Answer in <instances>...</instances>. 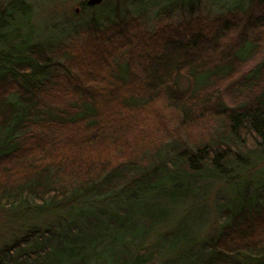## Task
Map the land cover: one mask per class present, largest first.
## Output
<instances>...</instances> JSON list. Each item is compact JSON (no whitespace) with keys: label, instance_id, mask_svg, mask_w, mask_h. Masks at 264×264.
Segmentation results:
<instances>
[{"label":"trees","instance_id":"obj_1","mask_svg":"<svg viewBox=\"0 0 264 264\" xmlns=\"http://www.w3.org/2000/svg\"><path fill=\"white\" fill-rule=\"evenodd\" d=\"M18 9L0 3V208L23 221L0 264H264V180L204 237L184 205L264 159V0L155 30L95 14L51 48L3 43Z\"/></svg>","mask_w":264,"mask_h":264},{"label":"rangeland","instance_id":"obj_2","mask_svg":"<svg viewBox=\"0 0 264 264\" xmlns=\"http://www.w3.org/2000/svg\"><path fill=\"white\" fill-rule=\"evenodd\" d=\"M9 1L11 0H0V3L5 4ZM27 1L32 6L31 14L26 10L18 9L11 12L10 17L5 19L6 24L3 30L5 45L10 42L17 45V40L22 39L25 34H28L27 37L30 36L32 41H39L47 47L51 46V43L67 42L78 30L84 28L95 14L104 24L118 17L133 14L146 21L149 29L155 30L161 19L159 15L167 17L168 20L179 19L188 12V8L191 9L192 4L195 11L200 10L208 15L230 8H246L249 4V0H103L100 4L90 7L84 4L87 0ZM177 86L180 89L186 88L188 80L179 76ZM170 150L169 146L162 152ZM260 156H262L261 153L259 156L256 155L257 158L245 160L241 165L247 166L246 169L240 166L226 167L223 173L226 174L227 179L208 177L197 184V192L190 198H185L184 204H189L195 197L201 202L190 211V218L195 222V224L192 222L194 233L204 237L205 234L216 231L220 221L228 218L227 209L233 208L229 203L233 198L242 195L246 179L249 182L245 187L247 191L243 193L245 195L252 194L258 186L263 184L264 159H258ZM182 210H185V207ZM9 213L10 211L0 208V245L13 240V237L20 235L22 231L20 223L23 220L12 222L7 219ZM150 248L158 251L161 246L155 244L152 247L150 245ZM159 262V257H156L149 264H159Z\"/></svg>","mask_w":264,"mask_h":264},{"label":"water","instance_id":"obj_3","mask_svg":"<svg viewBox=\"0 0 264 264\" xmlns=\"http://www.w3.org/2000/svg\"><path fill=\"white\" fill-rule=\"evenodd\" d=\"M103 0H87L88 5H97L100 4Z\"/></svg>","mask_w":264,"mask_h":264}]
</instances>
